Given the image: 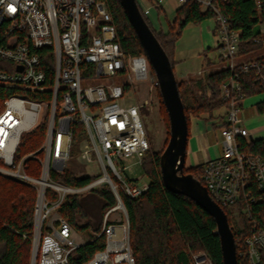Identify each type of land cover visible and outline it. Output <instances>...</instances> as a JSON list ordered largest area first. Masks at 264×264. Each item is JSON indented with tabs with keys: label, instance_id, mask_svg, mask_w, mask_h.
Returning <instances> with one entry per match:
<instances>
[{
	"label": "built area",
	"instance_id": "1",
	"mask_svg": "<svg viewBox=\"0 0 264 264\" xmlns=\"http://www.w3.org/2000/svg\"><path fill=\"white\" fill-rule=\"evenodd\" d=\"M171 1L174 10L196 2L213 14L217 62L230 76L219 87L224 115L217 123L213 118L211 125H217L221 154L202 165L203 186L221 209L232 208L237 218L242 214L250 222L251 231L244 237L246 256L249 264H259L264 227L252 218V208L264 195V159L245 151L251 135L239 118L246 98L239 79L251 75L264 88V0H254L258 29L252 41L260 48L245 60L238 47L241 31L232 29L221 11L228 0ZM148 64L145 54L123 52L102 0H0V87L8 91L0 109V176L35 190L29 264H68L70 252L84 243L73 237L58 208L66 196L100 186L108 187L116 203L103 213L96 234L104 235V248L83 264H134L121 196L136 199L149 189V182L125 180L122 174L126 159L141 163L150 150L140 105L128 101L133 81L147 78ZM119 76L126 77L122 84L113 81ZM82 81L92 84L82 86ZM155 86L157 82L150 88ZM38 127L44 128L42 143L20 154L22 136ZM75 137L82 138L78 159L92 164L95 158L101 172L82 187L51 178L67 167ZM31 161L38 163V176L27 172ZM50 191L55 198L47 196ZM116 212L118 218L110 219ZM234 231L246 230L239 225ZM189 260L212 264L205 252L191 253Z\"/></svg>",
	"mask_w": 264,
	"mask_h": 264
},
{
	"label": "trees",
	"instance_id": "2",
	"mask_svg": "<svg viewBox=\"0 0 264 264\" xmlns=\"http://www.w3.org/2000/svg\"><path fill=\"white\" fill-rule=\"evenodd\" d=\"M102 1L105 2L112 16L116 28V41L123 52L129 56L145 54L119 0ZM145 1L153 3L154 0ZM137 5L147 23L138 2ZM156 11L161 10L156 9ZM221 11L229 18L232 29L241 31L240 46H238L240 55L244 57L257 55L260 46L252 41L258 22L254 0H228L226 5H221ZM212 17L213 14L210 10L202 9L201 5L196 2H189L175 10L174 19L168 24V30L165 33L155 32L147 23L167 55L173 71L175 44L183 29L188 24L199 25ZM210 64L207 61L204 62L203 68H208ZM151 71L153 70L151 69ZM229 76L228 71L218 68L208 73L206 81L203 77L197 80H176L177 92H179L187 120L188 139L190 117L199 118L201 115H206L207 119L212 120L215 117L214 112L225 107L219 87ZM239 81L246 97L264 92V88L254 82L251 75H242ZM7 95L8 91L0 87V109L2 101ZM159 98L162 114L164 113L166 124L169 127L167 112L160 92ZM255 108L257 114L263 116L264 100L255 104ZM43 135V127H38V129L23 135L18 152L25 154L38 149L42 143ZM245 151L259 155L264 159V137L251 141L245 147ZM162 152L154 153L149 150L141 160L140 164L144 176L149 182V189L136 199H127L121 196L128 215L129 243L134 264H191L190 254L197 252H205L212 264H223L220 240L215 234L214 219L189 198L173 194L164 187L158 163ZM27 172L32 176H38V163L31 161L30 169ZM184 173L191 174L203 185L202 165L184 169ZM51 178L61 184L73 187H82L92 181L91 177L79 175V166L74 162H69L61 175H52ZM93 192L101 201L95 212L83 209L78 204L79 197L70 195L64 198L58 208V214L68 222L74 231L88 234L87 242L85 241L84 244L70 252L68 264H83L91 259L96 251L104 248V235L96 238V234L101 230L100 221L103 213L114 206L116 202L108 187ZM47 196L51 199L56 197L51 191ZM34 201L35 190L32 187L12 182V180L0 176V264H29ZM222 210L227 215V208H222ZM240 216L246 231L241 233L232 228L230 230L234 237L237 264H249L244 237L250 233L251 227L245 216L242 214ZM252 218L260 227H264V195L261 202L253 205ZM237 235H240V240ZM260 257L259 264H264V252H261Z\"/></svg>",
	"mask_w": 264,
	"mask_h": 264
},
{
	"label": "rangeland",
	"instance_id": "3",
	"mask_svg": "<svg viewBox=\"0 0 264 264\" xmlns=\"http://www.w3.org/2000/svg\"><path fill=\"white\" fill-rule=\"evenodd\" d=\"M139 6L142 8L143 15L147 19V23H149L150 27L155 32H166L168 30V24L171 23L175 16V8L172 4L171 0H158L159 6L163 8V10L157 12L156 7H152L150 4H145L143 0H137ZM202 23V22H201ZM190 25V24H189ZM202 25L209 26L210 29L214 28V21L210 19H206L203 21ZM258 28H255V31H257ZM177 46V44H175ZM207 57H201L199 61H195L189 63L191 64V67L194 68V65L196 64V68L200 69L202 72L203 64L204 62L211 63L208 68H205L204 70L209 73L217 70L220 68L219 62H217V51L216 50H207ZM254 55H250L252 57ZM250 57H242V59H247ZM187 66L188 64H184ZM180 67H177V65H174V71L175 79L177 81H180L182 79L181 77V71ZM203 70V72H204ZM201 76H195L192 79H200ZM126 77L125 76H119L115 78L113 81L118 84H122L125 82ZM156 82L155 74L153 71H149V74H147V78L142 81H133L132 88L130 87V93L129 94V103L130 104H138L140 105L139 113L141 120L144 124L147 140L150 144V150L154 153H160L163 151V148H166L168 139H169V127L166 124L164 113L162 114L161 106H160V98H159V92L157 89V86L153 87V89L150 88L152 84ZM90 85L92 82H84L82 81V86ZM264 100V92L258 95H253L246 97L242 106V110L240 113L239 118L242 120V125L244 128H246L248 131L252 130L254 127L259 126V121L261 118L257 115L255 104L259 101ZM149 102L147 105H143V102ZM224 115V109H218L214 112V120L217 123L221 116ZM196 118V117H194ZM206 115H201L199 118L200 122H197L198 124L203 122H211V119H207ZM193 124L192 118H189V128ZM212 128V130H208L207 135V143L209 147V151L212 155H219L221 154V139L218 133L217 125L214 124L213 127L209 124V129ZM82 141V138L76 137L74 151L71 153V159L70 163L74 162L79 166V175L80 176H91L92 179H97L101 172L98 169V166L95 162V158L92 164H85L82 163L78 159V152H79V144ZM196 161H198V164H202V156L201 153H198L196 156ZM125 164L127 165V169L122 174L123 178L125 180H142L143 182H147V178H145V174L143 171V168L140 163L137 162L135 158H129L125 160ZM188 169V167L185 165V170ZM104 187L106 186H100L96 188L94 191H100L104 190ZM78 204L85 210H88L89 212H95V210L100 206L101 201L97 199L95 196V193L93 191H89L86 193H83L82 195L78 196ZM227 218L229 220V224L232 229H235L239 225H243L241 217L237 218L234 213H232V208L227 209ZM118 212L112 213L110 216V219L118 218ZM76 241L81 242H87L88 240V234L85 233H79L76 231H73Z\"/></svg>",
	"mask_w": 264,
	"mask_h": 264
},
{
	"label": "water",
	"instance_id": "4",
	"mask_svg": "<svg viewBox=\"0 0 264 264\" xmlns=\"http://www.w3.org/2000/svg\"><path fill=\"white\" fill-rule=\"evenodd\" d=\"M135 35L137 36L151 69L169 121V139L160 155V177L167 191L192 200L214 219L215 234L219 237L223 264H237L233 233L225 212L214 203L206 188L191 174H185L188 126L177 82L167 55L145 22L136 0H119ZM205 68H203L204 70ZM202 70L206 81L208 73ZM253 141V138H250Z\"/></svg>",
	"mask_w": 264,
	"mask_h": 264
},
{
	"label": "crops",
	"instance_id": "5",
	"mask_svg": "<svg viewBox=\"0 0 264 264\" xmlns=\"http://www.w3.org/2000/svg\"><path fill=\"white\" fill-rule=\"evenodd\" d=\"M157 1L158 0H154L153 3H147L145 0H143L145 4H150L152 7L155 6V3H158ZM202 23L199 25L188 24L183 29L180 38L176 42L177 46L175 45L174 63L177 65V67L181 66L180 73L182 79L180 81H188L195 76H202V72L200 69L196 68V64L194 65V68L191 67V64L192 62L199 61L201 57H204L205 54H207V50H215V39L213 36L214 28L210 29L209 26L202 25ZM184 64L188 65L185 66ZM258 116L261 118L259 121V126L250 130V135L252 138L264 137V114L263 116ZM192 121L193 124L189 128V139L186 147L187 154L184 161L188 168L199 165L198 161H196V156L198 153H201L202 156V164L200 165H203L210 158L218 157L220 155H212L209 151L207 143L206 133L208 130H212V128L209 129V124L212 125L213 120H211L210 123L203 122L198 124L197 122H200L199 119L193 117Z\"/></svg>",
	"mask_w": 264,
	"mask_h": 264
}]
</instances>
